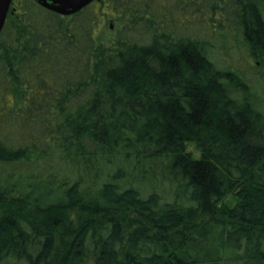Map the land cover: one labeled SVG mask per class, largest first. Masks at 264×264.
Returning <instances> with one entry per match:
<instances>
[{
    "label": "trees",
    "instance_id": "trees-1",
    "mask_svg": "<svg viewBox=\"0 0 264 264\" xmlns=\"http://www.w3.org/2000/svg\"><path fill=\"white\" fill-rule=\"evenodd\" d=\"M15 2L0 264H264V92L213 55L231 39L264 65V0ZM94 2L119 21L115 52Z\"/></svg>",
    "mask_w": 264,
    "mask_h": 264
},
{
    "label": "rangeland",
    "instance_id": "rangeland-1",
    "mask_svg": "<svg viewBox=\"0 0 264 264\" xmlns=\"http://www.w3.org/2000/svg\"><path fill=\"white\" fill-rule=\"evenodd\" d=\"M19 1L16 0L14 3L15 7L16 5H19ZM91 11L97 18L95 28L97 44H100V47H105L112 50V52H115V42L120 29L119 21H116L111 14L101 11L97 2L92 4ZM226 44L227 46L218 48L219 50H217V48L214 49L213 55L218 64L227 67L236 66V68L240 71V74L253 83V87L256 90H258L257 86H261L258 91L264 92L262 89L264 84L261 82V73L264 72V65L254 68L252 66L254 61L248 56L244 48L240 50L237 46L235 47V45H233L235 43L231 39ZM186 150L191 152L195 157L199 155V151L191 143L186 145Z\"/></svg>",
    "mask_w": 264,
    "mask_h": 264
},
{
    "label": "water",
    "instance_id": "water-1",
    "mask_svg": "<svg viewBox=\"0 0 264 264\" xmlns=\"http://www.w3.org/2000/svg\"><path fill=\"white\" fill-rule=\"evenodd\" d=\"M39 6L59 15H72L94 0H33ZM12 0H0V32L5 24L6 16Z\"/></svg>",
    "mask_w": 264,
    "mask_h": 264
}]
</instances>
